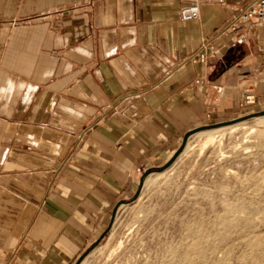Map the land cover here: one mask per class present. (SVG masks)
<instances>
[{
  "label": "crops",
  "instance_id": "0c3cea01",
  "mask_svg": "<svg viewBox=\"0 0 264 264\" xmlns=\"http://www.w3.org/2000/svg\"><path fill=\"white\" fill-rule=\"evenodd\" d=\"M198 1L186 23L178 0H0V264H76L141 171L264 109L256 0Z\"/></svg>",
  "mask_w": 264,
  "mask_h": 264
},
{
  "label": "rangeland",
  "instance_id": "374dc122",
  "mask_svg": "<svg viewBox=\"0 0 264 264\" xmlns=\"http://www.w3.org/2000/svg\"><path fill=\"white\" fill-rule=\"evenodd\" d=\"M260 112L195 128L141 171L80 264H264V117L242 120Z\"/></svg>",
  "mask_w": 264,
  "mask_h": 264
},
{
  "label": "built area",
  "instance_id": "2783aa9c",
  "mask_svg": "<svg viewBox=\"0 0 264 264\" xmlns=\"http://www.w3.org/2000/svg\"><path fill=\"white\" fill-rule=\"evenodd\" d=\"M177 1V0H176ZM183 3L179 10V17L182 22H192L201 18V6L198 0H178ZM237 23H253L259 26L264 25V0H256L249 4L242 12L239 13ZM233 33H238V26L235 24L229 28ZM216 52L210 44L203 43L188 59L190 62L207 65L215 56ZM244 103L248 106L256 103L253 95H245Z\"/></svg>",
  "mask_w": 264,
  "mask_h": 264
},
{
  "label": "water",
  "instance_id": "95a60500",
  "mask_svg": "<svg viewBox=\"0 0 264 264\" xmlns=\"http://www.w3.org/2000/svg\"><path fill=\"white\" fill-rule=\"evenodd\" d=\"M255 116L264 117V112H260V113L252 114V116H247V117L243 118L242 120H249V119H252V118L255 117ZM224 124H231V123H224ZM224 124H222V125H224ZM192 133H193V132H190V133L188 134V136L191 135ZM188 136H187V137H188ZM187 137H186V138H187ZM186 138H185V139H186ZM182 149H183V148H182ZM180 152H182V150H181ZM180 152H179V153H180ZM172 163H173V162H169L168 165H166L161 171H164V170L168 169V167H169ZM81 260H82V258H80V259L76 262V264H80V263H81V262H80Z\"/></svg>",
  "mask_w": 264,
  "mask_h": 264
},
{
  "label": "bare ground",
  "instance_id": "6f19581e",
  "mask_svg": "<svg viewBox=\"0 0 264 264\" xmlns=\"http://www.w3.org/2000/svg\"><path fill=\"white\" fill-rule=\"evenodd\" d=\"M226 127H229V126H226ZM233 127V126H232ZM236 127V126H235ZM230 128H231V126H230ZM215 130V129H214ZM187 149V148H186ZM182 156V155H181Z\"/></svg>",
  "mask_w": 264,
  "mask_h": 264
}]
</instances>
